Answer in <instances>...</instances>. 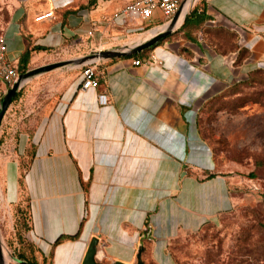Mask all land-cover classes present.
Segmentation results:
<instances>
[{"label":"crops","instance_id":"0c3cea01","mask_svg":"<svg viewBox=\"0 0 264 264\" xmlns=\"http://www.w3.org/2000/svg\"><path fill=\"white\" fill-rule=\"evenodd\" d=\"M132 1L0 0V34L14 63L34 47L44 50L32 53L30 67L46 66L58 56L64 62L80 60L133 46L152 28L168 25L122 15L115 19ZM193 8L147 60L126 56L52 70L44 81L57 91L53 108L16 139L6 135L4 116L2 150L13 157L1 161V177L7 196L16 194L12 203L22 179L31 226L27 240L41 261L83 264L96 238L98 262L136 264L142 249L143 261L150 257L157 264H176L169 247L180 230L197 233L211 222L208 215L227 212H219L221 176L197 118L221 89L246 81L264 64V0H201L183 28ZM47 12L54 17L35 21ZM92 28L98 34L89 35ZM243 49L249 55L237 65ZM152 58L157 63L133 64ZM87 64H96V89H82ZM103 94L106 105L99 101ZM192 112L196 135L211 153L212 170H196L185 160ZM186 197L205 199L204 208ZM180 211L184 214L176 220ZM79 231L77 239L55 245L61 236Z\"/></svg>","mask_w":264,"mask_h":264},{"label":"rangeland","instance_id":"374dc122","mask_svg":"<svg viewBox=\"0 0 264 264\" xmlns=\"http://www.w3.org/2000/svg\"><path fill=\"white\" fill-rule=\"evenodd\" d=\"M159 16L157 13L155 24L166 22V18ZM131 23L132 26H138L134 21L129 24ZM96 29H91L94 35L98 34ZM64 59L58 56L47 65L64 62ZM259 65L264 67V64ZM38 68L41 67L32 66L27 72ZM50 73L53 71L35 76L19 91V99L11 104L5 114L4 130L8 138L16 139L22 130L30 131L39 117L53 108L58 97L57 91L44 81L45 76ZM256 82L255 86L236 90L224 87L219 95L223 93L226 96L223 101L226 109L216 116L211 111L202 115L201 124L205 125V135L216 152L219 175L228 181L227 188L225 179L219 177L224 192L223 198L219 199V212L227 213L220 219L217 218V213L208 215L214 225L200 233L180 230L182 234L176 235L170 247L171 254L179 264H264V229L261 227L264 224V75L259 76ZM9 89L0 82V101ZM233 94L237 96L234 97ZM231 107L234 111L239 108L234 112ZM188 119L192 134L185 160L196 170H212L214 163L211 153L195 132V113L192 112ZM195 142H199V145ZM0 154L1 177V161H8L13 156H6L2 149ZM184 176L185 173H182L181 177ZM0 185L3 248L10 257L9 264H20L15 255L23 246L17 235L20 232L27 238V233H24L28 220L27 197L20 184L18 199L12 203L13 200L10 201L9 195L7 196L6 181L2 177ZM186 201L194 202L192 197H186ZM204 204L205 199L200 198L193 203L197 208H204ZM180 214L184 213H178L176 220L182 218Z\"/></svg>","mask_w":264,"mask_h":264},{"label":"trees","instance_id":"16d2710c","mask_svg":"<svg viewBox=\"0 0 264 264\" xmlns=\"http://www.w3.org/2000/svg\"><path fill=\"white\" fill-rule=\"evenodd\" d=\"M201 0L198 1V3L196 4V6L193 8L192 12L189 14V16L186 18V21L183 25V28H185V26L188 24V20L191 18V16H193L195 13H196V10H197V7L198 5L200 4ZM71 11H66L65 12V15H68L70 14ZM173 34H170L164 38H161L160 40H158L155 44L151 45L150 47L146 48L145 50H143L142 52L140 53H137V54H134L132 56H129L127 58H139V59H149V57L151 56V54L153 53V51L158 48L159 46L163 45L164 42H166L170 37H172ZM234 49H237V46L233 45ZM220 49V48H219ZM41 50H44L42 47H34L32 49H26V51L22 54V56L20 57L19 61H17V69H18V72L19 74H22V73H26L29 68H30V62H31V58H32V53L34 51H41ZM249 55V51H247L246 49H243L240 51L239 53V57H238V60H237V65H241L244 61V59ZM264 75V68L263 67H259L257 68L256 70L250 72L249 74V77L246 81H243V82H240L238 84H236L235 86H232L230 87L229 89L230 90H236V89H240V88H245V87H251V86H255L257 84L256 80L259 76H262ZM0 82H2V80L0 79ZM2 84H4L2 82ZM5 85V84H4ZM6 88H10L9 86L5 85ZM230 92V91H229ZM4 94V93H2ZM19 95H20V92L17 93V95L14 97L13 101H12V104L15 103L18 99H19ZM234 95V94H233ZM237 96V94L234 95V97ZM226 99V96L222 94L210 99L207 103H205L203 105V107L201 108L200 112H199V116L197 118V127L199 129V133L202 137V139L207 142V144L210 146L212 152H213V155L215 157V160H216V152L214 150V147L211 145V143L209 142V140L207 139L206 137V133H205V125L202 126L201 122H202V115L204 114V112H212V113H215V116L217 113H219L220 111L222 110H225L226 108L225 107V104L223 101H225ZM239 108V107H238ZM235 111H237V109ZM231 111H234V108L231 107ZM234 111V112H235ZM2 143V140H0V144ZM21 176L23 174V169H25V166L24 164L22 163L21 164ZM220 173V172H219ZM215 175H208V178H213ZM228 182V181H227ZM20 184L22 185V179L20 178ZM263 198H264V195H263ZM28 201V199H27ZM263 205H264V200H263ZM227 212H224V213H221L219 214V219L224 215L226 214ZM27 221V224L25 225V231L24 233H28L31 229V226H30V214H29V203H28V220ZM214 224L209 222L207 223L206 225H204L201 230L197 233H200L201 231H203L205 228H208L210 226H213ZM261 227L264 229V224L261 225ZM148 231V226H147V229H146V232ZM79 234H80V231L77 235L75 236H61L55 243V245H58L60 243H62L63 241L65 240H75L79 237ZM20 240H21V244L23 247H21L18 251H17V254L15 255V258L19 261L20 264H48V261L47 259H43L42 261L38 258V255H37V251L34 247L33 244H31L27 238L24 236V234H20V232H18V235H17ZM27 245V246H26ZM172 245V242L170 243V247ZM169 247V248H170ZM173 256V255H172ZM174 258V257H173ZM175 260V263L176 264H179L176 259L174 258ZM144 264H157L153 259H151L150 257H147L144 259Z\"/></svg>","mask_w":264,"mask_h":264},{"label":"built area","instance_id":"2783aa9c","mask_svg":"<svg viewBox=\"0 0 264 264\" xmlns=\"http://www.w3.org/2000/svg\"><path fill=\"white\" fill-rule=\"evenodd\" d=\"M190 0H133L128 6H126L121 11L117 12L114 15V18L119 16H124L134 21L141 23H149L155 20L157 13L161 17L166 18L167 23H169L174 16L183 10L186 6V3ZM199 0H196L188 12L197 4ZM187 12V13H188ZM54 17L53 12H47L41 14L35 18L36 22H43ZM90 30L89 35H92ZM8 44L6 37L0 34V79L2 82L9 86L10 88L16 82L19 77V72L17 69V63L11 61L8 57ZM157 63L155 58L148 60L146 62L142 60H135L133 64L135 66H140L148 63ZM82 89H96L99 87V74L97 72L96 64H87L82 70ZM99 101L102 105L107 104V96L100 95ZM0 149H3V146L0 144Z\"/></svg>","mask_w":264,"mask_h":264},{"label":"water","instance_id":"95a60500","mask_svg":"<svg viewBox=\"0 0 264 264\" xmlns=\"http://www.w3.org/2000/svg\"><path fill=\"white\" fill-rule=\"evenodd\" d=\"M180 13H181V11L178 12L174 16V18L168 23V28L165 31L158 33L157 35L151 37L150 39H148L144 42H139V43H137L133 46H130V47H123V48H117V49H111V50L98 51V52H96L92 55L86 56L85 58H82L80 60L51 64L48 66L38 68L36 70H32V71L20 74L18 79L16 80V82L13 84V86L8 91L5 92L3 98L0 101V128H1L4 116H5L6 112L8 111L10 105L12 104V101H13L14 97L16 96V94L23 88V86L27 82H29L35 76L42 74V73H45V72L55 70L57 68L68 66L71 64H82V63H88V62L99 61V60H104V59L126 57V56H130V55L140 53L143 50H145L146 48L155 44L161 38H164V37L172 34L175 31L174 25L176 24V22L180 16ZM97 245H98V239L95 238L92 240V242L89 246V249H88V252H87L86 257L84 259L83 264H106V263L98 262L96 260ZM142 252H143L142 249L139 250L136 264H144V261L142 259ZM0 264H6L5 263L4 248H3V243H2L1 229H0ZM112 264H124V263L117 262V263H112Z\"/></svg>","mask_w":264,"mask_h":264},{"label":"bare ground","instance_id":"6f19581e","mask_svg":"<svg viewBox=\"0 0 264 264\" xmlns=\"http://www.w3.org/2000/svg\"><path fill=\"white\" fill-rule=\"evenodd\" d=\"M195 1H196V0H190L189 2L186 3V6H185V7L183 8V10L181 11L179 18H178L176 24L174 25V28H178V27L180 26V24L183 23L182 21L184 20V17H185V15H186V13H187L188 10L192 7V5H193V3H194ZM167 28H168V25H165V26H162V27H160V28H157V29H155V30H153V31H151V32L149 31L150 33L147 32L146 35H143V36L139 37V38L137 39V43H139V42H144V41L150 39L151 37L157 35L158 33H161V32H163V31H165ZM13 177H14V176H13ZM13 181H14V180H13ZM12 185H13V184H12ZM0 186H1V185H0ZM0 188H1V187H0ZM15 196H16V194H15L14 192L11 193V194L9 195V199H10V201H12V200L15 198ZM4 255H5V263H6V264H9V262H10V257L7 255V253L5 252V250H4Z\"/></svg>","mask_w":264,"mask_h":264}]
</instances>
